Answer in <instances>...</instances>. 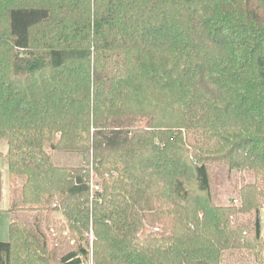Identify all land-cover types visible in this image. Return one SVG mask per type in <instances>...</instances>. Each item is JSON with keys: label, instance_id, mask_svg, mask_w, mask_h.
<instances>
[{"label": "trees", "instance_id": "16d2710c", "mask_svg": "<svg viewBox=\"0 0 264 264\" xmlns=\"http://www.w3.org/2000/svg\"><path fill=\"white\" fill-rule=\"evenodd\" d=\"M0 142L18 205L75 239L12 219L0 264H82L90 231L93 264H264L231 219L264 208V0H0ZM212 166L253 175L239 206Z\"/></svg>", "mask_w": 264, "mask_h": 264}, {"label": "rangeland", "instance_id": "374dc122", "mask_svg": "<svg viewBox=\"0 0 264 264\" xmlns=\"http://www.w3.org/2000/svg\"><path fill=\"white\" fill-rule=\"evenodd\" d=\"M4 143V142H3ZM5 144V143H4ZM7 149V147H6ZM50 158L52 164L58 168H72L81 164V156L77 154L62 153V152H50ZM209 177L211 182V188L213 190L215 203L222 206L228 204L239 206V200L237 197V189L241 184L252 182L253 175L250 172H238L235 170H229L227 166H212L209 169ZM91 176V188L96 191L99 186H95V178ZM22 179H12L9 176L7 180L8 194L11 204V211L15 214V218L24 221L29 227L40 236L38 230L44 234L45 239L50 247H73L75 246V239L70 235L67 229H60L64 220L59 211H53L52 213H39L38 211L24 210L18 205L19 188L21 187ZM2 187V186H1ZM55 205H52L54 208ZM234 216V215H233ZM232 216V217H233ZM231 217V218H232ZM235 222L232 224L243 225L244 229L250 230L256 220H258L261 231L264 233V208L258 212H249L246 214L235 213ZM12 220V219H11ZM8 221V215L6 213L0 214V241H8V230L6 229V223ZM146 231L158 232V227L151 228L145 226ZM89 239L88 259L82 261V264H93L92 259V243L94 240L93 233L90 231L87 233ZM225 264H246L244 261H240L234 251H227L225 253Z\"/></svg>", "mask_w": 264, "mask_h": 264}, {"label": "crops", "instance_id": "0c3cea01", "mask_svg": "<svg viewBox=\"0 0 264 264\" xmlns=\"http://www.w3.org/2000/svg\"><path fill=\"white\" fill-rule=\"evenodd\" d=\"M6 145L0 142V174H1V192H0V211L8 215L6 229L8 230L11 219L15 218V214L11 211V204L8 194L7 180L9 179L8 167L5 161ZM6 242V241H1Z\"/></svg>", "mask_w": 264, "mask_h": 264}, {"label": "built area", "instance_id": "2783aa9c", "mask_svg": "<svg viewBox=\"0 0 264 264\" xmlns=\"http://www.w3.org/2000/svg\"><path fill=\"white\" fill-rule=\"evenodd\" d=\"M235 218H236V217H232L231 219H232L233 221H235Z\"/></svg>", "mask_w": 264, "mask_h": 264}]
</instances>
